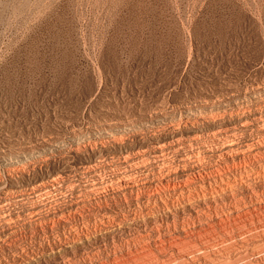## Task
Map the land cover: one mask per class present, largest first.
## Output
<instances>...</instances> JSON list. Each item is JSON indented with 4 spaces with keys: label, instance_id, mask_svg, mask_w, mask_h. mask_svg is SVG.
Returning a JSON list of instances; mask_svg holds the SVG:
<instances>
[{
    "label": "rangeland",
    "instance_id": "obj_1",
    "mask_svg": "<svg viewBox=\"0 0 264 264\" xmlns=\"http://www.w3.org/2000/svg\"><path fill=\"white\" fill-rule=\"evenodd\" d=\"M252 116H260L254 126ZM261 117L264 0H0V264H55L51 253L59 246H78L83 241L86 248L73 255L79 262L88 250L105 257L116 245L125 253L135 252L132 264H162L171 254L160 241L170 229L188 246L213 235L236 233L244 222L256 221L255 216L264 213V193H259L264 190ZM251 139L259 146L253 162L230 160L219 170L202 173L206 184L163 187L168 172L192 177L200 165L220 160L217 154L210 155L216 146ZM157 146L165 154L161 160L152 152ZM111 147L120 160L108 156ZM137 154H145V159H133ZM140 167L144 172L136 176L137 188L123 193L115 176L128 170L137 175L133 173ZM257 171L262 173L256 175ZM221 178L239 181L237 189L214 192ZM109 179L115 184L107 190ZM91 180H100V190ZM228 199L241 206L240 218L228 213ZM251 201L262 205L261 213ZM192 208L219 216L221 224L203 233L200 221L192 218ZM111 211L124 222L114 225L118 221ZM104 221L113 222L114 228L130 225L129 230H139L144 242L129 250L109 237ZM122 235L130 237L121 234L122 240ZM105 264L118 263L109 257Z\"/></svg>",
    "mask_w": 264,
    "mask_h": 264
},
{
    "label": "bare ground",
    "instance_id": "obj_2",
    "mask_svg": "<svg viewBox=\"0 0 264 264\" xmlns=\"http://www.w3.org/2000/svg\"><path fill=\"white\" fill-rule=\"evenodd\" d=\"M163 111V110H162ZM157 112H161V109H157ZM256 112V111H255ZM254 112V113H255ZM253 113V114H254ZM257 116V115H256ZM253 117V119H251L250 121L251 122H253V126H254V124L256 125L257 123H259L258 122V118L260 117H254V116H252ZM247 118V117H246ZM245 118V119H246ZM249 118V117H248ZM261 119H264V118H262L261 117ZM253 120V121H252ZM263 121V120H262ZM244 123V122H243ZM246 123V122H245ZM248 123H249V121H248ZM263 124H264V122H263ZM249 125V124H248ZM264 126V125H263ZM256 127V126H255ZM262 127V126H261ZM238 128H240V127H238ZM251 128H253L252 126H251ZM263 128V127H262ZM248 129V128H247ZM249 129H250V127H249ZM259 129V128H258ZM257 130V129H256ZM264 130V129H263ZM243 131V130H242ZM245 131V130H244ZM254 131V130H253ZM258 131V130H257ZM259 131H262V129L261 130H259ZM256 132V131H255ZM201 133V132H200ZM200 133H195V135L194 136H200L201 134ZM244 133V132H243ZM248 133V132H247ZM258 133V132H257ZM250 134V133H249ZM260 134V133H259ZM228 135V134H227ZM248 135V134H247ZM263 135V134H262ZM172 136H173V134H172ZM171 136V137H172ZM174 136H175V134H174ZM250 136H252V135H250ZM228 137V136H227ZM247 138H248V136H246ZM157 138V137H156ZM251 138V137H250ZM190 139V138H189ZM198 139V138H197ZM213 139V138H212ZM255 139V138H254ZM153 140H154V138H153ZM191 140H192V138H191ZM191 140H190V142H191ZM217 140V139H216ZM240 140V139H239ZM246 140V139H245ZM157 141H159V140H157ZM162 141V140H161ZM164 141V140H163ZM189 141V140H188ZM196 141V140H195ZM194 141V142H195ZM256 141H258V140H256ZM263 141V140H262ZM186 142V141H185ZM189 143V142H188ZM192 143H193V141H192ZM211 143V142H210ZM220 143V142H219ZM166 144V143H165ZM172 144V143H171ZM154 145V144H153ZM156 145V144H155ZM158 145V144H157ZM164 145V144H163ZM170 144H168V146H169ZM215 145H219V144H215ZM193 146V145H192ZM114 147V146H113ZM163 147V146H162ZM170 147H171V145H170ZM215 147V146H214ZM217 147V149H216V151L214 152L213 150L214 149H212V151L210 152V150H209V152H210V155L212 156V158H215V154H217L218 155V158L220 159L219 161L218 160H214L213 162L214 163H212L211 165H210V163H209V165H200L199 167H197L196 168V173H197V175H194L193 174V176L192 177H186V175L185 176H183V175H181V174H178V173H175V172H168L169 170H168V168L167 167H165V169H167L168 171V173L166 174V176H165V178L164 177H162V178H164V180H165V183H163V187H166V189L167 188H172V189H176V188H182V186L184 185V184H186V183H189V184H196L197 182H201V183H203L204 182V176H203V174L202 173H211V170H213V169H216V170H219V169H221L222 168V166L224 165V164H228L229 163V161L230 160H235L236 162H249V163H251V162H253L254 160H255V156H256V151L258 150V147L256 146V144H255V142L251 139V140H248V141H246L245 143H243L242 141L240 142V141H233V140H230V141H228V143H223V144H221V145H219V146H216ZM110 148V147H109ZM112 148V147H111ZM119 149V148H118ZM163 149V148H162ZM172 149V148H171ZM116 150L117 149H114V148H112V149H107V153H108V156H110L111 158H115V159H119V154H117V153H115L116 152ZM160 149H158V146L157 147H154L153 148V150H152V152L154 153V155H155V157L157 158V159H163L164 158V156L163 155H165V154H162L164 151H162V153H160L161 151H159ZM164 150H165V148H164ZM260 150V149H259ZM263 150V149H262ZM147 151V150H146ZM149 151H150V149H149ZM148 151V152H149ZM168 151H169V149H168ZM205 151V150H204ZM204 151H202V152H204ZM193 152V151H192ZM202 152H201V154H202ZM261 152V151H260ZM142 153H144V152H142ZM149 153H151V152H149ZM187 153H189V152H187ZM131 154H133V153H131ZM261 154V153H260ZM106 155V154H105ZM138 155V154H137ZM150 155V154H149ZM193 155V154H192ZM192 155H191V152H190V158L192 157ZM216 155V156H217ZM259 155V154H258ZM130 156V155H129ZM133 156V155H132ZM147 157H148V155H146ZM199 156V155H198ZM203 156V155H202ZM146 157V158H147ZM259 157H260V155H259ZM263 157V156H262ZM130 158V157H129ZM187 158V157H186ZM193 158V157H192ZM198 158V157H197ZM207 158V157H206ZM210 158V157H209ZM133 159H136V160H143V159H145V154H140V155H138V156H135L134 155V158ZM120 160V159H119ZM129 160V159H128ZM155 160V159H154ZM154 160H148L149 162L151 161V162H153ZM160 160H158V162L160 161ZM192 160V159H191ZM195 160V159H194ZM207 160L209 161V159L207 158ZM131 161V160H130ZM133 161V160H132ZM146 161V160H145ZM144 161V162H145ZM166 161V160H165ZM183 161V160H182ZM190 161V160H189ZM200 161V160H199ZM110 162V161H109ZM121 162V161H120ZM141 162H143V161H141ZM140 162V163H141ZM162 162H164V161H162ZM185 162H186V160H185ZM192 162V161H191ZM206 162V161H205ZM204 162V163H205ZM209 162H211V161H209ZM257 162H258V160H257ZM260 162V161H259ZM264 162V161H263ZM114 163V162H113ZM118 163V162H117ZM122 163H125V162H122ZM131 163V162H130ZM139 163V164H140ZM155 163V162H154ZM153 163V164H154ZM170 163V162H169ZM188 163V162H187ZM200 163V162H199ZM235 163V162H234ZM121 164V163H120ZM134 164H136V163H134ZM145 164V163H144ZM163 164V163H162ZM179 164V163H178ZM183 164V163H182ZM181 164V165H182ZM186 164V163H185ZM198 164V163H197ZM201 164V163H200ZM207 164V163H206ZM230 164V163H229ZM242 164V163H241ZM117 165V164H116ZM125 165V164H124ZM146 165V164H145ZM149 165V164H148ZM159 165H161V164H159ZM170 165V164H169ZM188 165H189V163H188ZM237 166H238V164H236ZM235 165V166H236ZM252 165V164H251ZM264 165V164H263ZM121 166V165H120ZM141 166H142V164H141ZM147 166V165H146ZM163 166V165H162ZM228 166V165H227ZM237 166H236V168H237ZM245 166V165H244ZM259 166V165H258ZM262 166V165H261ZM260 166V167H261ZM115 167V166H114ZM132 167V166H131ZM138 167H139V165H138ZM149 167H151V166H149ZM164 167V166H163ZM171 168H172V166H170ZM184 167V166H183ZM224 167V166H223ZM263 167V166H262ZM120 168V167H119ZM125 168V167H124ZM141 168V167H140ZM159 168H161V166L159 167ZM159 168H158V170H159ZM186 168V167H185ZM193 168H195V167H193ZM192 168V169H193ZM228 168V167H227ZM239 168H240V166H239ZM258 168V167H257ZM116 170L115 171H117V167L115 168ZM121 169V168H120ZM123 169V168H122ZM129 169V168H128ZM133 169V168H132ZM137 169V168H136ZM148 169V168H147ZM146 169V170H147ZM162 169V168H161ZM176 169H178V168H176ZM176 169H174V170H176ZM187 169H188V167H187ZM186 169V170H187ZM244 169V168H243ZM256 169V168H255ZM126 170V169H125ZM153 170V169H152ZM154 170H156V169H154ZM191 170V169H190ZM239 170V169H238ZM240 170H241V168H240ZM252 170H254V167L252 168ZM259 170V169H258ZM112 171V170H111ZM114 171V170H113ZM124 171V170H123ZM151 171V170H150ZM157 171V170H156ZM180 171V170H179ZM220 171H222V170H220ZM225 171V170H224ZM242 171V170H241ZM119 172V171H118ZM127 172V171H126ZM126 172H124L125 174H121V175H117V176H115L114 174H113V176H115L116 178H115V180H116V183H118L119 184V186L118 187H120V189L121 190H123V193H126V192H132L133 191V189H134V187H136L137 185H136V183H135V181H136V176H138V174L140 175V173H143L144 172V168L142 169H138L137 171H134V173L133 174H136L137 173V175H132V172H130L129 170H128V172L126 173ZM153 172V171H152ZM116 173V172H115ZM160 173V172H159ZM186 173H187V171H186ZM192 173V172H191ZM235 173V172H234ZM242 173V172H241ZM240 173V174H241ZM249 173H251V172H249ZM255 173V172H254ZM257 173L258 174H256V175H260L262 172H260V171H257ZM97 174V173H96ZM148 174H149V172H148ZM147 174V175H148ZM152 174V173H151ZM150 174V176H152ZM162 175H163V173H161ZM165 174V173H164ZM184 174V173H183ZM217 174V173H216ZM219 174H221V173H219ZM223 174H226V173H223ZM233 174V173H232ZM235 174H237V173H235ZM239 174V173H238ZM247 174V173H246ZM98 175V174H97ZM142 175V174H141ZM146 175V174H145ZM161 175V176H162ZM218 175V174H217ZM227 175V174H226ZM229 175V174H228ZM249 175V174H248ZM247 175V176H248ZM254 175V174H253ZM252 175V176H253ZM109 176H110V174H109ZM157 176V175H156ZM160 176V177H161ZM237 176V175H236ZM239 176V175H238ZM145 177H147V176H145ZM185 177V178H184ZM205 177H206V175H205ZM209 177V176H208ZM220 177H222V175H220ZM243 177V176H242ZM249 177V176H248ZM251 177V176H250ZM258 177V176H257ZM262 177H263V175H262ZM93 178V177H92ZM98 178V177H97ZM110 178V177H109ZM149 178V177H148ZM151 178V177H150ZM211 178V177H210ZM218 178V177H217ZM233 178V177H232ZM240 178V177H239ZM245 178V177H244ZM255 178V177H254ZM253 178V179H254ZM99 179V178H98ZM112 179H114V178H112ZM112 179H109L108 180V182L106 183V187H105V189H109V188H111V189H113V187L112 186H114V184H115V181L114 180H112ZM144 179V178H143ZM159 176H158V181H159ZM220 179V178H219ZM252 179V180H253ZM103 180V179H102ZM184 180V181H183ZM214 180H215V182H216V178H214ZM225 180V179H224ZM224 180H222V178H221V183H218V184H216V188H213V190H214V192H216V193H219V192H221V193H223V192H226L227 190L229 191L230 189H232L233 187H235L236 188V186H237V182L239 183V181H234L233 179L231 180L230 178H227L225 181ZM237 180V179H236ZM243 180V179H242ZM245 180V179H244ZM262 180V179H261ZM261 180H260V183H261ZM61 180H59V182H60ZM68 181V180H67ZM92 181V180H91ZM94 181V182H93ZM92 182H93V187L94 188H100L101 187V183L99 182V181H97V180H93ZM107 181V180H106ZM157 181V180H156ZM240 181H241V179H240ZM247 181H250V180H247ZM254 181V180H253ZM253 181H252V183H253ZM256 181V180H255ZM257 181H259V180H257ZM58 182V181H57ZM251 182V181H250ZM263 182V181H262ZM103 183V182H102ZM157 183V182H156ZM181 183H183V185L181 184ZM242 183V182H241ZM258 183V182H257ZM60 184V183H59ZM143 184V183H142ZM141 184V185H142ZM160 184V183H159ZM197 184H199V183H197ZM203 184H206V183H203ZM246 184V183H245ZM249 184V183H248ZM259 184V183H258ZM262 184V183H261ZM264 184V183H263ZM188 185V184H187ZM186 185V186H187ZM201 185V184H200ZM241 185V184H240ZM247 185V184H246ZM57 186V185H56ZM60 186V185H59ZM92 186V185H91ZM159 186V185H158ZM191 186V185H190ZM213 186V185H212ZM249 186V185H248ZM254 185H252L251 186V188L253 187ZM90 187V186H89ZM144 187H145V185H144ZM238 187V186H237ZM242 187H244V186H242ZM260 187V186H259ZM258 187V188H259ZM53 188H55V187H53ZM85 188H87V187H85ZM115 188H117V187H115ZM137 188V187H136ZM143 188V187H142ZM148 188V187H147ZM156 188V187H155ZM160 188V187H159ZM195 188V187H194ZM203 188V187H202ZM205 188V187H204ZM207 188V187H206ZM257 188V187H256ZM263 188V187H262ZM261 188V189H262ZM91 189V188H90ZM104 189V188H103ZM104 189V190H105ZM144 189V188H143ZM142 189V190H143ZM165 189V188H164ZM189 189V188H188ZM197 189V188H196ZM237 189V188H236ZM238 189H240V188H238ZM259 190V193L261 192V194L262 193H264V190ZM11 191H12V189H10ZM100 190V189H99ZM137 190V189H136ZM154 190V189H153ZM161 190V189H160ZM174 190H173V192H174ZM201 190V189H200ZM206 190V189H205ZM252 190H254V189H252ZM90 191V190H89ZM92 191V190H91ZM93 191H94V189H93ZM150 191V190H149ZM152 191V190H151ZM150 191V192H151ZM178 191H179V189H178ZM181 191H185L184 189L183 190H181ZM232 191H233V189H232ZM249 191V190H248ZM96 192V191H95ZM135 192V191H134ZM141 192V191H140ZM145 192V191H144ZM156 192V191H155ZM189 192V191H188ZM196 192V191H195ZM194 192V193H195ZM213 192V193H214ZM234 192V191H233ZM232 192V194H234ZM255 192H256V190H255ZM86 193H87V191H86ZM158 193H159V190H158ZM187 193V192H186ZM185 193V194H186ZM197 193H198V191H197ZM212 193V194H213ZM231 192H229V194H230ZM242 192H240V194H241ZM246 193L248 194V192L246 191ZM257 193H258V190H257ZM106 194H107V192H106ZM121 194H122V192H121ZM127 194V193H126ZM126 194H124V196L126 195ZM146 194V193H145ZM209 194H210V192H209ZM244 194V193H243ZM251 194V193H250ZM248 195L249 196V198L250 199H252L251 198V196L252 195ZM260 194V195H261ZM132 195V194H131ZM135 195V194H134ZM184 195V194H183ZM201 195V194H200ZM204 195H205V193H204ZM203 195V196H204ZM207 195V194H206ZM218 195V194H217ZM219 195H220V193H219ZM237 195H238V192H237ZM259 195V194H258ZM259 195V196H260ZM136 196V195H135ZM177 196V195H176ZM193 196V195H192ZM211 196V195H210ZM216 196V195H215ZM214 196V197H215ZM223 196V195H222ZM229 196H232V195H229ZM235 196V195H234ZM241 196V195H240ZM239 196V197H240ZM244 196V195H243ZM246 196V195H245ZM110 197H113V196H110ZM119 197H121V196H119ZM128 197V196H127ZM155 197H156V195H155ZM184 197V196H183ZM199 197V196H198ZM208 197V196H207ZM206 197V198H207ZM213 197V198H214ZM254 197V196H253ZM105 198V197H104ZM117 198V197H116ZM178 198V197H177ZM182 198V197H181ZM186 198V197H185ZM205 198V197H204ZM210 198V197H209ZM222 198V197H221ZM241 198V197H240ZM247 198V197H246ZM255 198V197H254ZM107 199V198H106ZM106 199H104V200H106ZM115 199V198H114ZM114 199H112V200H114ZM127 199V198H126ZM154 199V198H153ZM226 199V198H225ZM231 199V198H230ZM230 199H228L227 201V206H228V213L230 214V215H232L233 213H235V214H237L238 213V211L241 209V206H240V209L238 208V206H236V204L235 203H233V202H231V201H229ZM237 199H239V198H237ZM236 199V200H237ZM244 199V198H243ZM256 199H259V198H256ZM100 200V199H99ZM132 200V199H131ZM137 200H138V198H137ZM150 200V199H149ZM214 200V199H213ZM216 200V199H215ZM240 200H242V199H240ZM245 200V199H244ZM263 200V199H262ZM107 201V200H106ZM125 201H129V199L128 200H125ZM190 201H191V199H190ZM195 201H197V199H195ZM219 201V200H218ZM184 202V201H183ZM207 202V201H206ZM213 202V201H212ZM224 202H225V200H224ZM223 202V203H224ZM252 202V201H251ZM188 203V202H187ZM192 203V202H191ZM195 203V202H194ZM218 203V202H217ZM247 203V202H246ZM245 203V204H246ZM253 203V202H252ZM251 203V204H252ZM76 204H77V202H76ZM207 204V203H206ZM225 204V203H224ZM239 204V203H238ZM241 204H243V203H241ZM254 204V208H257L258 210H259V212L261 211L262 212V209H263V207H262V205L260 204V203H253ZM264 204V203H263ZM129 205V204H128ZM187 205H189V204H187ZM218 205V204H217ZM221 205V204H220ZM220 205H218V206H220ZM231 205H233V206H231ZM36 206V205H35ZM116 206V205H115ZM124 206V205H123ZM131 206V205H130ZM129 206V207H130ZM201 206V205H200ZM224 206V205H223ZM223 206H222V208H223ZM246 206H248V205H246ZM264 206V205H263ZM72 207V206H71ZM102 207H104V206H102ZM112 207V206H111ZM122 207V206H121ZM166 207H167V205H166ZM193 207H194V205H193ZM203 207V206H202ZM78 208V207H77ZM124 208V207H123ZM131 208V207H130ZM190 208V207H189ZM197 208H199V207H197ZM204 208V207H203ZM225 208H227V207H225ZM246 208V207H245ZM244 208V209H245ZM98 209H99V207H98ZM97 209V210H98ZM104 209V208H103ZM102 209V210H103ZM110 209V208H109ZM112 209H114V208H112ZM167 209V208H166ZM170 209V208H169ZM169 209H167V211L169 210ZM186 209V208H185ZM193 209V213H192V218H193V220H198V221H200V225H199V227H200V230L202 229V230H204V231H202L203 233H205L206 232V230L207 229H210V228H208L209 226H215V225H217L218 223H220V217L218 216V217H213L212 215H210L211 213L209 212H207L206 210H204V209H201V210H197V209H195V208H192ZM191 209V210H192ZM209 209H215V212H217V210L219 211V209H217L216 207H213V206H211V208H209ZM236 209V210H235ZM243 209V208H242ZM243 209V210H244ZM249 209H251V208H249ZM38 210V209H37ZM72 210V209H71ZM76 210V209H75ZM92 210V209H91ZM96 210V211H97ZM101 210V209H100ZM142 210V209H141ZM144 210V209H143ZM187 210V209H186ZM221 210V209H220ZM248 210V209H247ZM246 210V211H247ZM258 210H256V211H258ZM35 211V210H34ZM33 211V212H34ZM94 211H95V209H94ZM106 211V210H105ZM108 212H109V210H107ZM128 211V210H127ZM170 211H172V210H170ZM177 211V210H176ZM210 211H212V210H210ZM30 212V211H29ZM75 212V211H74ZM77 212V211H76ZM82 212H84V211H82ZM91 212V211H90ZM93 212V211H92ZM100 212H102V211H100ZM113 211H111V213H112ZM146 212V211H145ZM152 212V211H151ZM164 212H166V211H164ZM183 212H184V210H183ZM190 212V211H189ZM248 212H251V211H248ZM260 212V213H261ZM31 213V212H30ZM37 212H35V214H36ZM38 213H39V211H38ZM97 213V212H96ZM95 213V214H96ZM107 213V212H106ZM111 213H110V215H111ZM113 213H115V218L117 219V223L115 224L114 223V225H120L119 223V221H121L120 220V218L118 217V214H117V212L116 211H114ZM112 213V214H113ZM150 213V212H149ZM171 213V212H170ZM174 213V212H173ZM172 213V214H173ZM186 213V212H185ZM247 213V212H246ZM32 214V213H31ZM67 214H68V212H67ZM88 214V213H87ZM102 214V213H101ZM105 214V213H104ZM137 214V213H136ZM141 214H143V213H141ZM146 214V213H145ZM165 214V213H164ZM187 214V213H186ZM240 214H242V213H240ZM245 214V213H244ZM248 214V213H247ZM54 215V214H53ZM100 215V214H99ZM106 215V214H105ZM148 215V214H147ZM157 215V214H156ZM168 215V214H167ZM191 215V214H190ZM227 215V214H226ZM249 216H250V214H248ZM247 215V216H248ZM254 215V214H253ZM261 216L260 217H258V216H255L256 217V221H251V222H249V223H241L242 224V226L240 225V227L239 228H236L235 230H236V233H232V234H230V235H222V237L221 238H213L215 235H213V237H209V238H212V239H207L206 241H201L202 239H200V237H199V235H198V237H199V241L200 242H197V243H195V245L194 244H192V245H194V246H192L191 245V243H190V246H188V244L187 245H185L186 243H184V241L182 240V239H178L177 237H175V233L173 234V232H171V229H170V231H169V233L167 234V236H164L163 237V239L160 241V243L162 244V246L164 247V248H166L170 253L169 254H171V255H168L169 257L164 261V263L162 262V264H264V213L262 212L261 214H260ZM38 216V215H37ZM45 216V215H44ZM49 216V215H48ZM57 216V215H56ZM61 217L63 216V214L62 215H60ZM121 216V215H120ZM124 216V215H123ZM125 216H127V215H125ZM124 216V217H125ZM138 216V215H137ZM139 216H141V215H139ZM173 216V215H172ZM183 216V215H182ZM224 216V215H223ZM237 216H238V214H237ZM236 216V217H237ZM241 216H243V215H241ZM246 216V215H245ZM246 216V217H247ZM248 216V217H249ZM252 216V215H251ZM250 216V217H251ZM35 217V216H34ZM41 217V216H40ZM46 217V216H45ZM51 217V216H50ZM122 217V216H121ZM128 217V216H127ZM127 217H125V218H127ZM131 217H133V216H131ZM144 217H146V215L144 216ZM160 217V216H159ZM178 217V216H177ZM180 217V216H179ZM239 217V216H238ZM66 218V217H65ZM141 218V217H140ZM148 218V217H147ZM173 218H175V217H173ZM183 218V217H182ZM240 218V217H239ZM242 218V217H241ZM253 218V217H252ZM101 219V218H100ZM99 219V220H100ZM107 219H109V218H107ZM106 219V220H107ZM128 219V218H127ZM143 219H145V218H143ZM155 219V218H154ZM158 219V218H157ZM171 219V218H170ZM179 219V218H178ZM233 219V218H232ZM238 219V218H237ZM236 219V220H237ZM46 220V219H45ZM49 220H50V218H49ZM65 220V219H64ZM115 220V219H114ZM125 220V219H124ZM132 220V219H131ZM135 220V219H134ZM142 220V219H141ZM162 220H163V218H162ZM176 220V219H175ZM186 220V219H185ZM234 220V219H233ZM242 220H243V218H242ZM248 220H250V219H248ZM36 221V220H35ZM103 221V220H102ZM116 221V220H115ZM123 221V220H122ZM121 221V222H122ZM130 221V220H129ZM149 221H150V219H149ZM156 221V220H155ZM154 221V222H155ZM166 221H167V219H166ZM165 221V222H166ZM178 221V220H177ZM187 221V220H186ZM230 221H231V218H230ZM235 221V220H234ZM34 222V221H33ZM40 222V221H39ZM51 222V221H50ZM56 222L57 223H61V222H59V221H57L56 220ZM124 222V221H123ZM145 222H147V221H145ZM161 222V221H160ZM164 222V223H165ZM197 222V221H196ZM239 222V221H238ZM35 223V222H34ZM37 223V222H36ZM66 223V222H65ZM64 223V224H65ZM100 223V222H99ZM102 223H104V226H106L107 227V229L108 230H106V231H108V234H109V237L112 239V240H118L119 242H120V244L121 245H127V247H128V249L130 250V248L131 247H135L136 246V243H140V241H142V236L141 235H138L137 234V232H140L139 230L138 231H135L136 233H134V232H131L130 230H129V227H130V225H129V227H127V228H119V227H117V228H114V227H116V226H114L112 223H109V222H102ZM126 223V222H125ZM143 223V222H142ZM157 223H158V221H157ZM178 223V222H177ZM180 223V222H179ZM183 223V222H182ZM229 223V222H228ZM33 224V223H32ZM39 224V223H38ZM54 224V223H53ZM95 224V223H94ZM93 224V225H94ZM123 224V223H122ZM129 224V223H128ZM127 224V225H128ZM184 224V223H183ZM221 224V223H220ZM234 224H235V222H234ZM34 225V224H33ZM126 225V226H127ZM187 225V224H186ZM190 225V224H189ZM227 225V224H226ZM239 225V224H238ZM237 225V226H238ZM27 226H29V224L27 225ZM31 226V225H30ZM63 226V225H62ZM87 226V225H86ZM122 226V225H121ZM125 226V225H124ZM138 226H139V224H138ZM147 226V225H146ZM165 226V225H164ZM168 226V225H167ZM170 226V225H169ZM179 226H181V225H179ZM184 225H182V227H183ZM213 226H212V228H213ZM219 226V225H218ZM221 226V225H220ZM33 227V226H32ZM99 227V226H98ZM133 227V226H132ZM148 227H150L149 225H148ZM153 227V226H152ZM159 227V226H158ZM174 227H176V226H174ZM224 227V226H223ZM228 227V226H227ZM231 227V226H230ZM94 228V227H93ZM97 228V227H96ZM147 228V227H146ZM151 228V227H150ZM186 228V227H185ZM191 227L189 226V230H192V229H190ZM192 228H194V227H192ZM211 228V229H212ZM234 228H235V226H234ZM61 229V228H60ZM64 229V228H63ZM77 229V228H76ZM75 229V230H76ZM106 229V228H105ZM136 229V228H135ZM157 229V228H156ZM160 229V228H159ZM177 229V228H176ZM182 229V228H181ZM196 229V228H195ZM87 230V229H86ZM94 230V229H93ZM148 230V229H147ZM152 230V229H151ZM169 230V229H168ZM183 230V229H182ZM185 230V229H184ZM188 230V231H189ZM213 230H214V228H213ZM232 230V229H231ZM96 231V230H95ZM100 231V230H99ZM101 231H103L104 232V230L102 229ZM154 231H157V230H155L154 229ZM159 231V230H158ZM157 231V232H158ZM165 231H167L166 229H165ZM174 231V230H173ZM186 231V230H185ZM210 231V230H209ZM212 231V230H211ZM216 231V230H215ZM218 231H219V229H218ZM73 232H74V230H73ZM88 232V231H87ZM94 232V231H93ZM156 232V233H157ZM160 232V231H159ZM175 232V231H174ZM184 232V231H183ZM192 232V231H191ZM196 231H194V233H195ZM200 232V231H199ZM199 232H198V234H199ZM233 232H235V231H233ZM81 233V232H80ZM82 233H83V231H82ZM85 233V232H84ZM100 233V232H99ZM125 233H129L130 235V237H126L125 238V236H123L124 237V239L122 240V238H121V234H125ZM143 232L141 231V234H142ZM147 233H148V231H147ZM161 233V232H160ZM179 233V232H178ZM186 233V232H185ZM190 233V232H189ZM193 233V232H192ZM201 233V232H200ZM208 233V232H207ZM206 233V234H207ZM214 233V232H213ZM227 234H228V232H226ZM74 234V233H73ZM96 234H97V232H96ZM103 234H105V233H103ZM102 234V235H103ZM107 234V233H106ZM145 234V233H144ZM144 234H142V235H144ZM150 234H151V231H150ZM181 234V233H180ZM188 234V233H187ZM215 234V233H214ZM219 234H220V232H219ZM224 234V233H223ZM7 235V234H6ZM5 235V236H6ZM83 235V234H82ZM98 235V234H97ZM101 235V236H102ZM182 235V234H181ZM186 235V234H185ZM193 235V234H192ZM210 235V234H209ZM212 235V234H211ZM221 235V234H220ZM67 236V235H66ZM71 236V235H70ZM85 236V235H84ZM92 236H94L93 235V233H92ZM96 236V235H95ZM150 236V235H149ZM155 236H158V235H155ZM203 236H204V234H203ZM74 237V236H73ZM79 237V236H78ZM89 237H90V235H89ZM151 237V236H150ZM161 237V236H160ZM180 237V236H179ZM183 237V236H182ZM187 237V236H186ZM208 237V236H207ZM5 238V237H4ZM12 238V237H11ZM71 238V237H70ZM75 238V237H74ZM87 238V237H86ZM104 238V237H103ZM149 238V237H148ZM158 238V237H157ZM184 238H185V236H184ZM193 238V237H192ZM13 239V238H12ZM147 239V238H146ZM151 239V238H150ZM149 239V240H150ZM204 239V238H203ZM70 240V239H69ZM85 240V239H84ZM143 240H144V238H143ZM148 240V239H147ZM182 240V241H181ZM185 240V239H184ZM192 240V239H191ZM197 240V239H196ZM196 240H195V242H196ZM59 241V240H58ZM154 241H155V239H154ZM157 241V240H156ZM155 241V242H156ZM158 241H159V239H158ZM187 241V240H186ZM188 241H189V239H188ZM9 242V241H8ZM11 242H13V241H11ZM77 242H78V240H77ZM80 242H81V240H80ZM100 242V241H99ZM104 242H105V239H104ZM142 242H144V241H142ZM182 242L184 243V246H183V244H182ZM190 242H192V241H190ZM18 243V242H17ZM66 243V242H65ZM69 243V242H68ZM73 243H75V242H73ZM87 243V242H86ZM109 243V242H108ZM114 243H117V242H114ZM9 244V243H8ZM53 244V243H52ZM90 244V243H89ZM145 244V243H144ZM147 244V243H146ZM149 244H151V243H149ZM153 244H154V242H153ZM156 244H157V242H156ZM159 244V243H158ZM15 245H16V243H15ZM54 245V244H53ZM64 246L63 247H60L59 246V248L58 247H56V248H58V250L56 251V252H53V253H51L52 255H51V258H52V260H53V262L55 263V264H105V261L107 262V260H108V258L109 257H112V260H114V262H117L118 264H132V262H134L135 260H131V257H133L132 255L135 253V252H132V250L131 251H128V252H126L125 253V251H123L121 248H116L115 246H113V248H112V250H111V252L106 256L105 255V257H103V256H101L100 254L99 255H97L96 256V254H94L93 253V251H90V250H88V251H86V258L85 259H87L88 261H86L85 259L82 261V262H79V260L77 259H75V257H73V255H75L74 253L75 252H77L78 250H84V248H86L85 247V242L83 241V242H81V244H79L78 246L77 245H72L71 246V244H70V246L67 244V245H65V244H63ZM100 245V244H99ZM107 245V244H106ZM109 245V244H108ZM113 245V244H112ZM140 245H142V244H140ZM148 245V244H147ZM152 245V244H151ZM160 245V244H159ZM50 246V245H49ZM56 246V245H55ZM93 246H95L96 247V244L95 245H93ZM92 246V247H93ZM101 246V245H100ZM119 246V245H118ZM143 246V245H142ZM145 246V245H144ZM150 246V245H149ZM155 246V245H154ZM157 246V245H156ZM161 246V247H162ZM16 247V246H15ZM106 247V246H105ZM112 247V246H111ZM146 247V246H145ZM159 247V246H158ZM8 248H9V246H8ZM137 248V247H136ZM143 248V247H142ZM142 248H141V251H142ZM151 248H153V247H151ZM157 248V247H156ZM10 249V248H9ZM12 249V248H11ZM15 249V248H14ZM46 249V248H45ZM90 249H92V248H90ZM99 249V248H98ZM103 249V248H102ZM138 249H140V247L138 248ZM24 250V249H23ZM95 251H96V249H94ZM100 250V249H99ZM105 250V249H104ZM126 250V249H125ZM136 250V249H135ZM143 250H145L144 248H143ZM149 250H151V249H149ZM22 251V250H21ZM27 251V250H26ZM31 251V250H30ZM43 251V250H42ZM45 251V250H44ZM102 251V250H101ZM134 251V250H133ZM146 251V250H145ZM158 251H160V249L158 250ZM163 251V250H162ZM161 251V252H162ZM11 252H12V250H11ZM18 252V251H17ZM24 252V251H23ZM100 252V251H99ZM98 252V253H99ZM143 252V251H142ZM148 252H150V251H148ZM160 252V253H161ZM165 252V251H164ZM26 253V252H25ZM24 253V254H25ZM32 253V252H31ZM80 253V252H79ZM102 253V252H101ZM104 253V252H103ZM146 253V252H145ZM151 253V252H150ZM152 253H154V252H152ZM158 253V252H157ZM16 254V253H15ZM14 254V255H15ZM28 255H30L29 253H27ZM26 254V255H27ZM38 255H39V253H37ZM44 254H45V252H44ZM49 254V253H48ZM149 254V253H148ZM159 254V253H158ZM157 254V255H158ZM164 255H166L165 253H163ZM16 255H18V257H22V254H16ZM15 255V256H16ZM35 255H36V253H35ZM46 255V254H45ZM50 255V254H49ZM42 256V255H41ZM76 256H77V254H76ZM143 255H141V257H142ZM148 256V255H147ZM146 256V257H147ZM150 256H152V255H150ZM161 256V255H160ZM32 258V260H34L33 259V256H31ZM37 257V256H36ZM83 257V256H82ZM81 257V258H82ZM136 257H138V256H136ZM135 257V258H136ZM144 257V256H143ZM149 257V256H148ZM147 257V258H148ZM158 257H159V255H158ZM157 257V258H158ZM165 257H167V256H165ZM24 258V257H23ZM35 258V257H34ZM44 258V257H43ZM77 258V257H76ZM146 258V259H147ZM152 258V257H151ZM164 258V257H163ZM15 259V258H14ZM28 259H30V258H28ZM30 259V260H31ZM40 259V258H39ZM133 259V258H132ZM137 259V258H136ZM26 260V259H25ZM31 260V261H32ZM37 260V259H36ZM41 260V259H40ZM42 260H44V262L46 263L47 261L45 260V259H42ZM81 260V259H80ZM144 260H145V257H144ZM154 260H156V259H154ZM158 260V259H157ZM164 260V259H163ZM19 261H21V260H19ZM29 261V260H28ZM142 261V260H141ZM147 261V260H146ZM151 261V260H150ZM26 262V261H25ZM42 262V261H41ZM24 263V262H23ZM48 263V262H47ZM112 263V262H111ZM139 263V262H138ZM141 263H143V262H141ZM150 263V262H149ZM154 263H155V261H154ZM18 264H19V262H18ZM26 264V263H25ZM28 264H32V262H28ZM52 264V263H51ZM151 264H152V262H151ZM156 264V263H155ZM159 264H160V262H159Z\"/></svg>",
    "mask_w": 264,
    "mask_h": 264
}]
</instances>
